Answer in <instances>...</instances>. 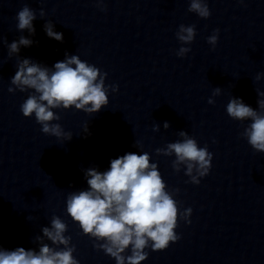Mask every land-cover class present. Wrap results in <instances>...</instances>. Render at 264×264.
Masks as SVG:
<instances>
[{
  "label": "clouds",
  "instance_id": "clouds-1",
  "mask_svg": "<svg viewBox=\"0 0 264 264\" xmlns=\"http://www.w3.org/2000/svg\"><path fill=\"white\" fill-rule=\"evenodd\" d=\"M104 2L95 0L102 11L105 10ZM188 11L203 19L211 15L207 0H189ZM45 16V10L40 8L39 17L43 19ZM36 18V11L25 4L16 15L17 30H27L29 36L34 35L33 21ZM44 31L49 38L63 42V34L54 31L52 21L45 23ZM195 36V25L181 24L176 32V38L182 45H190ZM218 39L219 29H215L207 37V42L215 48ZM2 42L7 44L8 58L19 55L22 46L30 47L34 43L23 35L11 43L6 38H2ZM190 51L189 47L182 46L176 55L184 57ZM3 63L0 60V68ZM16 67L8 92H29L20 105L23 116L30 118L34 115L44 134L64 141H70L72 133L65 132L61 124L52 123L61 119L54 109L74 107L87 114H95L108 105L109 88L118 90V86L105 85L106 72L81 60L78 55L65 53V59L56 62L52 68L30 58L18 59ZM260 78L261 75L257 74L256 80ZM221 91L219 87L214 88L212 96H219ZM257 96L261 97L257 100L259 111L246 105L241 98L232 97L226 105V112L233 120L251 121L241 135L256 152L264 153V91L257 90ZM214 103L210 97L208 104ZM159 127V124L154 125L153 131H159ZM163 127L167 130L169 122L165 121ZM84 132H88V124ZM177 134L181 140L156 148L155 153L166 157L174 155L173 170L179 172L184 166L189 182L198 185L200 179L209 173L213 154L207 146L199 147L196 139L186 131L181 130ZM133 146L138 147L139 142L135 141ZM84 174L88 189L69 193L66 212L79 224L84 235L97 241L93 247L113 258L115 264H141L148 258L149 253L145 249L149 246L152 251H163L180 239L175 231L179 219L191 223L192 209L180 212L178 201L173 198L179 189L167 190L158 164L151 162L147 152L140 155L126 153L112 159L109 170L100 172L89 168ZM67 231V224L59 216H53L51 226L42 227V235L34 237L33 242L39 245L38 251L23 247L11 251L0 248V264H80L73 255L76 246L71 244V236L65 235ZM45 239L55 247L45 243ZM128 252L130 254H126Z\"/></svg>",
  "mask_w": 264,
  "mask_h": 264
}]
</instances>
